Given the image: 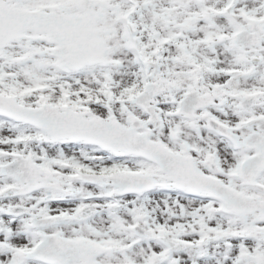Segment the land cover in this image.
<instances>
[{
  "label": "snow or ice",
  "instance_id": "1",
  "mask_svg": "<svg viewBox=\"0 0 264 264\" xmlns=\"http://www.w3.org/2000/svg\"><path fill=\"white\" fill-rule=\"evenodd\" d=\"M0 264H264V0H0Z\"/></svg>",
  "mask_w": 264,
  "mask_h": 264
}]
</instances>
